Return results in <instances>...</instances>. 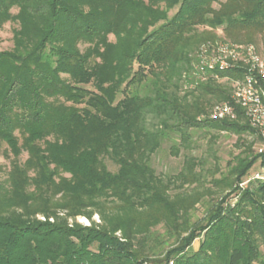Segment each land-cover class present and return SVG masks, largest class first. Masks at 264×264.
<instances>
[{
    "label": "trees",
    "instance_id": "1",
    "mask_svg": "<svg viewBox=\"0 0 264 264\" xmlns=\"http://www.w3.org/2000/svg\"><path fill=\"white\" fill-rule=\"evenodd\" d=\"M216 3L0 0V28L18 25L12 50L0 52V150L11 159L0 181V264H264V182L241 187L257 163L264 169V152L251 143L213 177L220 196L202 218L204 194L185 191L203 187L200 162L187 158L167 178L151 165L172 136L179 156L191 131L258 135L230 86L246 68L204 81L195 68L213 31L236 44V33H264V0ZM220 103L234 120L211 119Z\"/></svg>",
    "mask_w": 264,
    "mask_h": 264
},
{
    "label": "rangeland",
    "instance_id": "2",
    "mask_svg": "<svg viewBox=\"0 0 264 264\" xmlns=\"http://www.w3.org/2000/svg\"><path fill=\"white\" fill-rule=\"evenodd\" d=\"M228 0H218V3L214 4L216 9L220 8V4L226 3ZM13 13H17V10H14ZM18 29L16 23H7L2 28H0V52L12 50L13 37L15 30ZM203 28H200V31H203ZM216 35V40L214 42H229L235 43V38L229 37L226 35L225 31L222 28L213 31ZM243 43L239 44H253L255 45L259 58L261 62L264 63V33H236ZM251 38L254 40L253 43H244ZM111 41H114V38L110 37ZM84 49L85 47H81ZM223 82H226L224 80ZM264 85V81L262 86ZM230 86H233V83H230ZM91 88V87H89ZM233 88V87H232ZM223 104V103H220ZM192 134V144L188 149H181L179 156H174L172 147L173 143L180 141L178 136H172V140L164 142L162 148L159 152L152 158L151 165L156 173L162 177H172L178 175L184 168L185 160L187 158L196 159L200 162L197 172L201 173L203 177L202 185L203 187H198L196 184L185 187L187 193H192L198 191L204 194L203 201L196 206L195 217L202 218L205 214V210L211 204H213L218 196H220V191L215 190L212 187V179L215 176L216 179H220L222 175H226L231 167L237 164L239 157L245 155L246 147L253 143L254 150L258 152V148L262 147L261 139L258 135L245 136L240 141L238 136L231 133H221L217 134L214 132H208L207 130H197L191 131ZM6 147L3 146L0 150V181L7 179L8 172L10 170L11 159L6 155ZM27 159V155L24 154L21 157V161L24 162ZM108 169L112 172L117 171V167L114 166L110 161H105ZM264 169L261 167L260 163H257L252 170L249 172V175L246 179L252 176L254 173L263 172ZM207 189V190H206ZM177 190V189H176ZM178 191H172V194L178 193ZM235 200L232 202L234 203ZM43 220V218H41ZM95 223H100V218L98 215H95L93 218ZM76 222L81 225L87 226L91 225V222L85 217H78ZM88 222V223H87ZM70 223H73L70 220ZM154 231H157L158 237L166 239L165 229L163 225L156 228ZM173 244V240L170 241V245ZM200 245V240H196L193 244V250L197 251Z\"/></svg>",
    "mask_w": 264,
    "mask_h": 264
},
{
    "label": "built area",
    "instance_id": "3",
    "mask_svg": "<svg viewBox=\"0 0 264 264\" xmlns=\"http://www.w3.org/2000/svg\"><path fill=\"white\" fill-rule=\"evenodd\" d=\"M197 57L198 64L195 69L198 81H204L205 76L214 70L226 71L233 69L236 65H243L246 68L243 78L232 82L233 96L236 103L243 108L251 127L258 132L262 145L258 148V153H263L264 63L261 62L255 45L229 42L209 43L200 48ZM210 116L214 120H234L236 113L234 107L223 103L214 106ZM253 181L264 182V171L254 173L241 184V187L246 188Z\"/></svg>",
    "mask_w": 264,
    "mask_h": 264
}]
</instances>
